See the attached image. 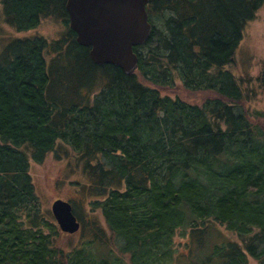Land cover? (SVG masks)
Returning <instances> with one entry per match:
<instances>
[{"label":"trees","instance_id":"obj_1","mask_svg":"<svg viewBox=\"0 0 264 264\" xmlns=\"http://www.w3.org/2000/svg\"><path fill=\"white\" fill-rule=\"evenodd\" d=\"M0 2L19 30L45 18L67 27L0 53V264H264V114L249 120L252 82L224 69L263 0H149L151 31L130 74L90 59L66 0ZM255 79L264 94V66ZM177 81L215 95L197 104L159 92ZM61 143L82 166L74 184L88 207L83 218L68 200L80 228L65 247L27 160L60 158ZM212 224L242 247L208 245Z\"/></svg>","mask_w":264,"mask_h":264},{"label":"rangeland","instance_id":"obj_2","mask_svg":"<svg viewBox=\"0 0 264 264\" xmlns=\"http://www.w3.org/2000/svg\"><path fill=\"white\" fill-rule=\"evenodd\" d=\"M67 27L59 20L45 18L40 23L30 29L19 30L13 25L8 24L4 19L3 7L0 2V53L9 44L10 41L17 38L44 37L47 41L61 38L66 33ZM45 55V54H44ZM49 57L47 56V60ZM264 66V0L255 12L254 17L249 20L243 30L242 39L235 50L233 62L224 66V69L230 71L236 78L243 79L245 83L252 82L250 96L243 100V105L247 109L249 120L254 124H261L264 114V94L258 86L256 77ZM162 95L169 97H179L190 103H201L203 100L213 97L215 94L210 91H188L185 90L179 81L172 87H159ZM57 152L61 154L58 158L54 152L45 155L41 162H35L31 154H27L29 163V174L31 175L35 192L40 200L41 209L47 215L51 216V205L54 200H74L75 207L79 210L83 218L88 207L81 202L74 182L85 181L82 166H75L76 155L65 144L58 145ZM98 213V212H97ZM99 216V214H97ZM52 217V216H51ZM50 217V218H51ZM55 222V219L52 217ZM56 223V222H55ZM211 234L208 238V245L219 244L223 241H236L241 247L242 243L239 237L232 231L227 230L219 224H212ZM78 233L69 235L61 231L57 244L65 247L69 243H76ZM175 236V242L182 243L186 241ZM179 251L186 252V249L179 246ZM247 264H258V261L248 255Z\"/></svg>","mask_w":264,"mask_h":264},{"label":"water","instance_id":"obj_3","mask_svg":"<svg viewBox=\"0 0 264 264\" xmlns=\"http://www.w3.org/2000/svg\"><path fill=\"white\" fill-rule=\"evenodd\" d=\"M149 0H66L69 27L79 45L89 47L96 64H109L125 73L137 69L134 47L142 45L151 31L146 6ZM51 213L60 231L77 232L80 221L68 200L56 199Z\"/></svg>","mask_w":264,"mask_h":264}]
</instances>
